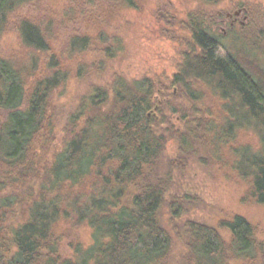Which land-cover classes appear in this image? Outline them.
Here are the masks:
<instances>
[{"label":"trees","instance_id":"trees-1","mask_svg":"<svg viewBox=\"0 0 264 264\" xmlns=\"http://www.w3.org/2000/svg\"><path fill=\"white\" fill-rule=\"evenodd\" d=\"M40 1L0 0V40L11 30L18 39L16 54L0 52V264H172L177 240L180 264H264L258 227L240 214L216 227L184 219L161 172L177 139L179 154L203 150L244 186L243 203L264 207V76L197 14L168 86L116 72L90 81L125 50L92 26L98 13L108 19L140 0H64L49 20L37 15ZM65 26L74 31L57 30ZM82 80L87 91L63 109ZM164 107L183 127L154 119Z\"/></svg>","mask_w":264,"mask_h":264},{"label":"rangeland","instance_id":"rangeland-1","mask_svg":"<svg viewBox=\"0 0 264 264\" xmlns=\"http://www.w3.org/2000/svg\"><path fill=\"white\" fill-rule=\"evenodd\" d=\"M64 0H41L37 11L38 16L46 17L57 13ZM245 8L248 20L234 33L224 35L221 28L222 43L237 55L243 64L255 75L264 76V0H224L215 4H204L198 0H140L137 10H127L110 16L108 19L102 13L93 27L100 26L124 41L125 50L116 60L106 67L101 75H93L90 81L103 82L109 80L114 72L122 75L129 82L145 77L168 86L177 71L180 54L189 41L187 22L190 16L203 15L209 21L219 12ZM100 11V10H99ZM58 17V16H57ZM51 19V18H50ZM79 19V18H78ZM66 20V19H65ZM58 25V21H54ZM76 20L72 25H75ZM75 23V24H74ZM62 24V23H61ZM78 23L75 28H82ZM63 25V24H62ZM72 27V26H71ZM71 27L57 28L61 32L74 31ZM64 35V34H63ZM17 35L9 31L0 40V52L6 56L16 54L18 50ZM74 84V85H73ZM62 98L63 109L70 111L88 88L87 81L73 83ZM176 99L177 90L172 88L168 95ZM176 101V100H175ZM179 102V101H178ZM162 126L173 125L183 127V122L177 115H171L170 108L156 113L154 119ZM247 141H252L249 138ZM177 139L166 144L165 156L161 162L163 175H170L172 185L168 195L175 197L170 203L183 202V218L216 227L221 219L236 214L245 216L258 227L260 238L264 239V207L243 203L244 186L232 175L231 171L217 164L203 150L198 155H181L178 152ZM188 199V201H186ZM169 203V204H170ZM170 208L163 211V226L169 227ZM80 233V232H79ZM86 239L88 234L83 233ZM182 242L176 241L175 256L172 264H180L184 255Z\"/></svg>","mask_w":264,"mask_h":264},{"label":"flooded vegetation","instance_id":"flooded-vegetation-1","mask_svg":"<svg viewBox=\"0 0 264 264\" xmlns=\"http://www.w3.org/2000/svg\"><path fill=\"white\" fill-rule=\"evenodd\" d=\"M247 20V10L245 8H240L238 10L234 9L225 12H219L215 17H210L208 24L213 29V31L221 37L222 40L223 37L218 32V28L223 30L224 35H226L229 31L234 33L235 30L241 26H244Z\"/></svg>","mask_w":264,"mask_h":264}]
</instances>
